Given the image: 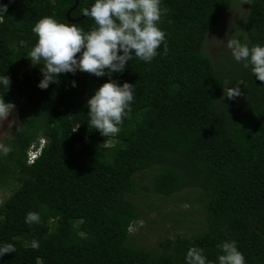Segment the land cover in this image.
<instances>
[{
	"label": "trees",
	"instance_id": "1",
	"mask_svg": "<svg viewBox=\"0 0 264 264\" xmlns=\"http://www.w3.org/2000/svg\"><path fill=\"white\" fill-rule=\"evenodd\" d=\"M75 2L0 0L7 5L0 12V77L10 78L8 89L0 83V98L19 101L21 114L6 141L11 151L0 156V188L15 182L0 205V246L16 249L0 264H187L190 247L219 264V245L232 241L245 264H264V82L243 62L221 70L205 52L234 0H161L165 41L151 62L133 56L111 76L63 73L41 89L42 65L28 57L37 41L32 29L53 17L91 31L90 17L69 22ZM93 3L79 0L71 17ZM244 28L249 47L264 46V0H250ZM110 79L133 84L134 99L120 132L105 137L88 126L87 100ZM239 81L242 95L224 97L223 87ZM42 140L29 165V150ZM147 170L156 171L142 188L154 193L202 190L204 231L167 237L161 251L130 243L141 213L129 196L138 193L136 175ZM30 211L39 223H25Z\"/></svg>",
	"mask_w": 264,
	"mask_h": 264
},
{
	"label": "clouds",
	"instance_id": "2",
	"mask_svg": "<svg viewBox=\"0 0 264 264\" xmlns=\"http://www.w3.org/2000/svg\"><path fill=\"white\" fill-rule=\"evenodd\" d=\"M161 0H94L90 8L82 9L90 17L95 27L85 32L73 24L60 23L53 17L39 19L32 31L37 41L28 53L33 65H42L43 78L38 84L47 89L63 73L77 71L97 77L122 72L129 60L136 58L151 62L157 55V49L165 41V33L158 27L163 12ZM250 3V0H245ZM7 5H0V12L6 13ZM227 48L237 62H243L244 68H251L252 74L264 82V46L249 47L237 39H229ZM122 53V54H121ZM7 89L9 76L0 77ZM227 83V82H226ZM239 81L235 87H223V96L235 99L242 95ZM75 87V81L72 82ZM133 84L122 85L113 80L101 84L87 100L90 129L99 131L102 136H114L120 132V125L129 115L130 103L133 101ZM14 105L0 98V123L8 118ZM78 129L75 128L72 132ZM28 152V163L41 153L42 144ZM0 151L7 155L11 148L0 144ZM35 152L36 156L31 159ZM37 212H28L25 223H39ZM142 224V222H141ZM34 247L38 244L34 241ZM223 254L218 256L219 264H245L243 254L237 249L236 242H224L219 245ZM11 243L0 246V257L6 253H15ZM187 264H210L203 254V249L190 247L186 254Z\"/></svg>",
	"mask_w": 264,
	"mask_h": 264
},
{
	"label": "rangeland",
	"instance_id": "3",
	"mask_svg": "<svg viewBox=\"0 0 264 264\" xmlns=\"http://www.w3.org/2000/svg\"><path fill=\"white\" fill-rule=\"evenodd\" d=\"M249 8L250 3H245V0H234L233 7L207 37L205 52L223 71L242 62L234 59L227 48V41L237 39L246 44L248 39L244 24ZM10 104L14 105V109L0 123V144L5 146L7 139L15 136V128L21 120L19 101ZM112 143L113 140H109L108 144ZM155 171L147 170L136 175L138 193L129 198L137 204L141 218L131 227L130 243L147 250L161 251L159 243L167 237L193 236L206 229V196L198 188H188L170 196L142 188L149 184V177ZM14 186V180L8 179L7 185L0 188V205L11 195Z\"/></svg>",
	"mask_w": 264,
	"mask_h": 264
},
{
	"label": "water",
	"instance_id": "4",
	"mask_svg": "<svg viewBox=\"0 0 264 264\" xmlns=\"http://www.w3.org/2000/svg\"><path fill=\"white\" fill-rule=\"evenodd\" d=\"M75 1H76L75 5L72 8H70V10L67 12V18H68L69 22H79V21L88 17L86 15H83V16L76 18V19L71 17V13L76 9V7L79 4V0H75Z\"/></svg>",
	"mask_w": 264,
	"mask_h": 264
},
{
	"label": "built area",
	"instance_id": "5",
	"mask_svg": "<svg viewBox=\"0 0 264 264\" xmlns=\"http://www.w3.org/2000/svg\"><path fill=\"white\" fill-rule=\"evenodd\" d=\"M36 156L35 152H33V156L31 157V159L33 160V158Z\"/></svg>",
	"mask_w": 264,
	"mask_h": 264
}]
</instances>
